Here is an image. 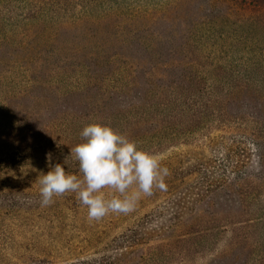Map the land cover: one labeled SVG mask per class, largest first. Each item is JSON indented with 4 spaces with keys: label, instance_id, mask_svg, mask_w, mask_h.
I'll use <instances>...</instances> for the list:
<instances>
[{
    "label": "trees",
    "instance_id": "1",
    "mask_svg": "<svg viewBox=\"0 0 264 264\" xmlns=\"http://www.w3.org/2000/svg\"><path fill=\"white\" fill-rule=\"evenodd\" d=\"M84 1L78 2L85 10L98 4ZM109 1L99 6L106 3L110 9ZM208 5L200 23L187 31L143 29L130 20H115L108 30L100 22L99 32L88 17L59 19L63 24L50 17L54 28H44L42 20L41 31L30 36L27 46L11 50L0 45L4 58L43 60L56 75L75 78L67 94L100 102L99 117L112 128L147 127L154 147L182 141L201 155L193 160V172L184 165V175L170 181V218L157 230L114 243L116 254L70 264H152L159 247L194 244L177 252L187 264L185 254L191 251L235 254L239 241H249V230L264 224V54L252 47L260 41L257 32L264 35V0H211ZM80 25L85 31L78 32ZM207 45L215 52L204 53ZM173 160L166 163L170 176ZM148 233L155 238L142 246ZM141 247L153 254H136ZM246 261L227 255L211 259L212 264H252Z\"/></svg>",
    "mask_w": 264,
    "mask_h": 264
},
{
    "label": "rangeland",
    "instance_id": "2",
    "mask_svg": "<svg viewBox=\"0 0 264 264\" xmlns=\"http://www.w3.org/2000/svg\"><path fill=\"white\" fill-rule=\"evenodd\" d=\"M78 1L81 0H0V36L4 35L0 45L11 50L27 46L32 43L29 42L30 36L34 37L35 33L41 31L42 20L44 28H54L50 17L62 24L64 21L59 19L88 17L95 20L92 27L99 32L102 31L100 22L105 21L106 27L103 26V29L108 30L115 20H130L132 25L143 29L187 31L191 29L190 24L200 23L208 2H211L112 0L108 2L111 7L108 9L106 3L104 8L102 4L99 6L102 0H98V4L85 10ZM82 2L84 5L85 1ZM114 3L119 5L116 7ZM29 17L37 21L26 22L25 19ZM65 26L67 33L73 32V26L69 28L68 23ZM79 28L78 32L85 31L84 25ZM257 38L260 41L253 44V50L261 49L264 54V35L257 32ZM215 49V46L203 47L206 54L215 52L212 51ZM50 50V47L46 48V52ZM74 82L73 77L56 75L51 64L43 60L30 63L16 57L0 56V162L1 158L5 159L0 163V264H70L116 254L114 243L126 237H135L136 233L139 235L134 240H138L144 232L157 230L162 220L170 218V211L166 208L167 199L170 198V181L184 175L181 168L184 165L187 173L193 172V160L201 157L193 154L192 145L183 144L182 141L154 147L145 135L149 132L147 127L122 130L118 126L113 129L154 154L162 166L167 167L168 160L174 159L175 173L174 176L169 173L164 178L165 187L154 188L151 195L141 193L128 213H109L99 220L88 217L86 207L75 193L54 196L52 203L42 205L39 177L55 163H61L67 173L80 175L71 148L81 142L80 132L86 124H106L99 117L100 102L95 99L92 102L80 94H67L65 88ZM209 155L207 153L205 156ZM192 181L189 180L190 185H194ZM103 191L106 195L112 192L109 188ZM167 224V221L163 223L164 226ZM255 227L249 230V241H239L235 245V254H195L191 251L185 254L187 264H212L211 259L219 255L232 256L240 263L241 259L246 258L247 263L264 264V224ZM154 238V233H148L142 246H150ZM177 245L184 248L194 246ZM181 247H159L156 254L141 251L146 248L141 247L136 254H153L156 263L152 264H183L184 254L177 253Z\"/></svg>",
    "mask_w": 264,
    "mask_h": 264
},
{
    "label": "clouds",
    "instance_id": "3",
    "mask_svg": "<svg viewBox=\"0 0 264 264\" xmlns=\"http://www.w3.org/2000/svg\"><path fill=\"white\" fill-rule=\"evenodd\" d=\"M80 136L81 142L71 148L80 175L67 173L61 163L51 165L38 181L42 205L52 203L54 196L75 193L88 217L99 220L109 213H128L141 193L151 195L154 188L165 187L168 168L110 125L88 123ZM105 188L112 192L106 195Z\"/></svg>",
    "mask_w": 264,
    "mask_h": 264
}]
</instances>
